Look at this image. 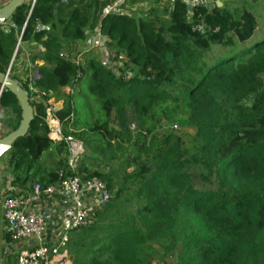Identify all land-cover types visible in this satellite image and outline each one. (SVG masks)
<instances>
[{
  "label": "trees",
  "instance_id": "trees-1",
  "mask_svg": "<svg viewBox=\"0 0 264 264\" xmlns=\"http://www.w3.org/2000/svg\"><path fill=\"white\" fill-rule=\"evenodd\" d=\"M215 1L171 0L161 22L108 9L121 0H26L0 24V72L26 90L13 59L22 44L41 49L24 73L41 74L30 96L28 133L8 154L10 185L22 193L33 181L44 188L78 175L83 182L98 177L111 194L91 226L70 234L72 264H153L156 248L166 260L175 257L172 264H264V0ZM94 20L124 57L115 66L76 62ZM87 69L104 118L86 130L69 124L70 94L56 112L63 135L93 151L72 170L66 143L47 137L44 102L49 93L73 88ZM0 108L8 109V131L14 130L21 110L6 88ZM179 114L195 132L190 150L179 134L152 133L156 116L168 122ZM131 123L136 154L126 148ZM104 148L99 163H120L108 172L91 161ZM125 206L126 219L114 223L113 213Z\"/></svg>",
  "mask_w": 264,
  "mask_h": 264
},
{
  "label": "built area",
  "instance_id": "built-area-1",
  "mask_svg": "<svg viewBox=\"0 0 264 264\" xmlns=\"http://www.w3.org/2000/svg\"><path fill=\"white\" fill-rule=\"evenodd\" d=\"M189 6L203 5V0L185 2ZM202 31L201 28H199ZM123 60V55L114 56ZM36 73V74H35ZM33 77L23 82L29 96L38 93L31 82L40 76L35 70ZM45 124L48 127L47 137L52 142L64 141L67 146V163L74 170L85 152L81 140L73 136H64L62 124L56 115L58 109L47 99ZM10 175V174H8ZM111 194L104 181L91 177L85 182L74 175L57 185L42 187L32 182L31 190L17 193L8 184L0 188V231L7 242L16 247V264H65L69 235L94 223L96 212L110 200ZM59 211L61 233L56 242H50L47 236V215L44 209ZM1 237V238H2Z\"/></svg>",
  "mask_w": 264,
  "mask_h": 264
},
{
  "label": "rangeland",
  "instance_id": "rangeland-1",
  "mask_svg": "<svg viewBox=\"0 0 264 264\" xmlns=\"http://www.w3.org/2000/svg\"><path fill=\"white\" fill-rule=\"evenodd\" d=\"M184 2H190V0H182ZM217 5H220V0L215 1ZM213 0H203V5L205 6H212ZM116 8V10L120 11L123 14L126 15H135V16H141V17H153L156 18L158 21H167L169 18V10L171 8V0H121L119 4H112L110 9ZM107 9V10H108ZM87 32V39L81 43V45L78 47L77 52H80L77 55L76 62H78L83 67L87 65L89 60H94V62L104 63L106 61H110V64L112 66H115L118 62V60L114 57L115 56V48L108 43V38L106 36L101 35L98 32L97 29V22L94 20L92 22V25H90L89 28L86 30ZM99 34L106 40L101 43L97 42L96 45H92L90 43L91 38L93 36H99ZM17 49H15L14 52H16ZM41 49L38 47V45L34 43H25L21 45V54L18 55L16 58L13 59L14 64V71L13 73L18 75V77L21 79V82L26 81L29 82V80L33 77V73L31 72L28 75L24 74L26 72V68H28L29 65H32L28 63L30 57L35 54L36 52H40ZM35 64L41 65V61H36ZM86 75L79 81L78 84H76L72 91L66 92H60L56 91L54 92V100L62 101L61 108L64 106V100L65 95L70 94L73 100V106H74V113L69 117V124L75 122V128L86 130L88 129V126L91 125L95 119H102L104 118V112L101 110L99 104L97 101L93 98V96L90 94L89 91V85H90V70H86ZM40 73V72H39ZM36 74V73H35ZM41 74V73H40ZM130 74V73H129ZM131 75V74H130ZM128 75V76H130ZM31 82L34 84L37 82V79H32ZM54 105V103H53ZM56 108V106H55ZM61 108H56L60 110ZM131 106L127 105L125 107V113L128 114V117L131 116ZM115 113V112H114ZM115 115V114H113ZM155 120L152 122V133L156 134L157 136H160L163 133H167L169 131H172L176 134H179L183 140L185 147L189 150L193 147H195L197 140L195 138V132L194 130L188 126L187 120L184 115H176L173 119H171L168 122L163 121L159 116H156L154 118ZM11 121V119H10ZM134 121L133 119L130 120V122ZM135 122V121H134ZM137 123V122H135ZM131 123L129 125V130L132 133V141L126 144L127 153L130 154H136V146L135 142H137L138 134H136V124ZM90 134H87V137ZM85 152L84 154H92L91 148H84ZM108 154V150L104 148V154L96 153V157L93 158L91 161H94V163H99L102 161H105V156ZM82 158V157H81ZM80 158V160H81ZM101 164V163H99ZM120 163L118 162H112L111 164H105L104 162L100 165V168H102L105 172H108L111 168H116ZM124 209L120 210L115 216H112V220L114 223H120L123 222V220L127 217V212L125 213L126 206L123 207ZM1 231H0V239H1ZM176 261L175 257L168 258L167 260L163 258L162 252L159 248H156L154 250V260L153 264H172Z\"/></svg>",
  "mask_w": 264,
  "mask_h": 264
},
{
  "label": "crops",
  "instance_id": "crops-1",
  "mask_svg": "<svg viewBox=\"0 0 264 264\" xmlns=\"http://www.w3.org/2000/svg\"><path fill=\"white\" fill-rule=\"evenodd\" d=\"M8 0H0V6L4 5ZM103 42L102 36L99 34V36H93L91 38L90 43L92 45H96L97 42ZM105 63L110 64V61H106ZM39 71V69H37ZM60 92H66L72 91L71 87H64L59 90ZM54 93L50 95L48 94V99L51 100L56 108H61L62 101L54 100ZM10 115L9 111L6 108H0V137L6 134L8 131V126L10 123ZM9 153L5 154L0 159V188H4L8 186L10 183L11 177L9 174V165H8V159H9ZM32 182L28 184V191L31 190ZM17 191V190H15ZM50 214L47 215V236L50 237V242H56L58 237L61 233V222L58 220L59 217V211L56 209H53L52 207L50 209ZM70 237V235H69ZM16 247L12 245L11 243L7 242L6 239L3 237L0 239V264H16V254H15ZM69 262V264H72V261L68 259V255H66L65 258V264Z\"/></svg>",
  "mask_w": 264,
  "mask_h": 264
},
{
  "label": "water",
  "instance_id": "water-1",
  "mask_svg": "<svg viewBox=\"0 0 264 264\" xmlns=\"http://www.w3.org/2000/svg\"><path fill=\"white\" fill-rule=\"evenodd\" d=\"M26 0H8L4 5L0 6V24L5 23L14 11L23 5ZM34 1V0H33ZM66 1V0H64ZM105 41L106 39L103 38ZM14 57V56H13ZM3 88L8 89L14 94L21 110V118L18 126L0 137V159L9 153L15 141L28 133L30 124L34 118V110L30 103V96L27 90L17 80L12 79L5 73L0 72V93ZM46 215L50 214V210L44 209Z\"/></svg>",
  "mask_w": 264,
  "mask_h": 264
},
{
  "label": "bare ground",
  "instance_id": "bare-ground-1",
  "mask_svg": "<svg viewBox=\"0 0 264 264\" xmlns=\"http://www.w3.org/2000/svg\"><path fill=\"white\" fill-rule=\"evenodd\" d=\"M66 264H69V262H67Z\"/></svg>",
  "mask_w": 264,
  "mask_h": 264
}]
</instances>
